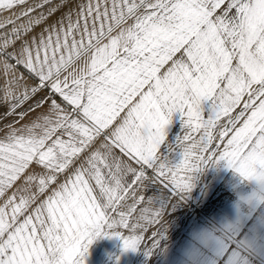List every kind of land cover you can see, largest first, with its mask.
I'll use <instances>...</instances> for the list:
<instances>
[{
	"label": "snow or ice",
	"instance_id": "1",
	"mask_svg": "<svg viewBox=\"0 0 264 264\" xmlns=\"http://www.w3.org/2000/svg\"><path fill=\"white\" fill-rule=\"evenodd\" d=\"M0 10L12 14L0 24L11 27L12 41L0 45L9 77L0 85V128L7 125L0 264H82L78 258L101 234L123 238L125 250L145 240L151 249L194 174L210 163L224 161L264 183V0H0ZM245 97L214 143L209 130ZM203 101L212 103L208 119ZM126 107L123 122L113 124ZM177 112L184 127L203 135L199 143L191 135L179 140L191 144L172 167L158 151ZM229 126L234 134L225 139ZM86 176L106 202L93 196ZM148 181L163 185L150 232L129 222L133 206L127 213L118 207L132 185Z\"/></svg>",
	"mask_w": 264,
	"mask_h": 264
},
{
	"label": "crops",
	"instance_id": "2",
	"mask_svg": "<svg viewBox=\"0 0 264 264\" xmlns=\"http://www.w3.org/2000/svg\"><path fill=\"white\" fill-rule=\"evenodd\" d=\"M127 110L113 124L122 123ZM174 156L160 160L173 164ZM221 169L190 194L197 208L183 218L162 264H264V183L240 176L227 163Z\"/></svg>",
	"mask_w": 264,
	"mask_h": 264
},
{
	"label": "rangeland",
	"instance_id": "3",
	"mask_svg": "<svg viewBox=\"0 0 264 264\" xmlns=\"http://www.w3.org/2000/svg\"><path fill=\"white\" fill-rule=\"evenodd\" d=\"M154 2V0H153ZM225 3H227V0H225ZM223 7V5H222ZM0 24L7 25V22L12 14L8 13L5 10H0ZM39 31V28H37V32ZM8 39L11 43V27L8 26L6 29H0V45L3 44L4 40ZM180 56V53H177L174 57L177 58ZM171 61H169L167 64L163 65L160 69V72L157 74L158 76L161 75V73H164L165 70L170 66ZM9 77H5L3 75V68H2V61H0V85L4 83L6 79ZM22 88V87H21ZM148 86L145 85L144 91H147ZM22 91V90H21ZM246 100L245 98H242L240 105H238L235 109H233L228 116H221L218 121H216L215 126L210 129V133L214 137V143H219L218 136L219 132L224 130V126L227 125L229 117L236 116L242 109L243 104ZM239 111V112H238ZM201 112L205 119L210 118L213 115L212 111V103L210 101H203L201 104ZM238 112V113H237ZM250 113L246 114L249 115ZM183 117L182 114L177 112L174 113L171 117L170 123L166 126V128H170V130L165 131V141L160 146L158 151V156L160 159L163 157L169 158L168 156H174L175 163L169 164L168 166H176L178 165L182 159H183V151L185 148V145L191 144V141L178 144L179 140L183 141V137L185 135H191L194 140L199 143L200 137L203 135V129L199 131H193L192 129H188L183 126ZM243 121H238L236 124V128L242 127ZM7 128V125L4 126V128H0V143L4 142V129ZM229 137L232 134H234L233 129L229 126ZM194 154V153H193ZM116 157L118 160H121L122 162H126V158H123L120 153H116ZM172 158V157H170ZM191 160V157L190 159ZM172 161V160H171ZM109 163H112L110 160ZM133 167H137L135 164L132 165ZM223 166L226 167V162L220 161L218 163H210L205 166H203L200 171L196 172L193 177L192 186L190 191H188L183 198L175 204L172 209L168 212V219L165 223L161 224L159 226L158 231L161 232V235L157 241V244L151 248H145L148 244V241H144V246H139L135 251L132 250H125L123 246V238H118L116 235H104L101 234L100 236H97L93 242L88 246L87 252L83 254L82 257H79L78 259L82 261V264H162L163 256L169 246V244L174 239L180 224L183 221V218L187 213L190 212V210H196L197 207L194 206L193 201L191 200L190 194L194 193V190L197 189V184L206 182L208 177L210 178V175H213L216 173L219 169H221ZM103 168V166H101ZM224 167V168H225ZM224 168H222L219 172L223 171ZM104 175H107V169H103ZM180 176H183L184 173L180 172ZM58 176L61 178V183H65L66 180L63 178V173H58ZM72 178H74V173L70 174ZM203 177V180L201 178ZM86 180H88L89 185L91 186L93 190V196L97 197L98 202H101L103 200L106 202V197H103L100 193L99 187L96 185L94 179H90L89 177H85ZM125 183H130L132 180V177L130 174L126 175ZM105 187H112V185H109L107 182L105 183ZM132 187L135 188V192H132L131 189H129L128 192L123 193V195L126 197V199L119 202L118 207L120 208L121 212L127 213L128 208L130 206H133L136 211L132 214V216L128 217L129 222H133L134 220H139V223L141 226H147L148 231L150 232L153 229H156L155 224H149L150 220H154V212L158 210L159 205L155 202L153 199L155 195L158 192H161L163 190V185L159 182L153 183L152 181H148L145 184H139V185H132ZM11 193H9L10 195ZM143 196L144 201L140 202L139 197ZM43 199H47V196H44ZM152 200V203H149V201ZM0 201H2V198H0ZM0 206H2V203H0ZM145 209H147V212H145ZM10 212V210H9ZM34 215V213H33ZM45 222L48 223L46 219V213L44 214ZM116 218L119 219V214L116 215ZM37 227L39 229V224L37 222ZM121 234H127V229H119ZM38 235L42 236L43 233L38 230ZM146 234V233H145ZM46 244V241H42Z\"/></svg>",
	"mask_w": 264,
	"mask_h": 264
},
{
	"label": "water",
	"instance_id": "4",
	"mask_svg": "<svg viewBox=\"0 0 264 264\" xmlns=\"http://www.w3.org/2000/svg\"><path fill=\"white\" fill-rule=\"evenodd\" d=\"M238 112H239V111H238ZM238 112H237V113H238Z\"/></svg>",
	"mask_w": 264,
	"mask_h": 264
}]
</instances>
